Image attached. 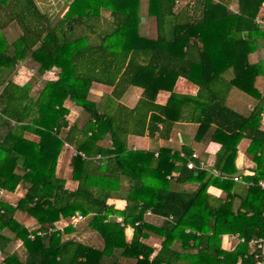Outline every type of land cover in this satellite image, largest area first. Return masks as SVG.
Instances as JSON below:
<instances>
[{
	"label": "trees",
	"instance_id": "trees-1",
	"mask_svg": "<svg viewBox=\"0 0 264 264\" xmlns=\"http://www.w3.org/2000/svg\"><path fill=\"white\" fill-rule=\"evenodd\" d=\"M61 1L65 13L52 18L36 0H0V189L26 191L16 204L0 199L3 261L257 264L249 243L264 239V90L256 86L264 62L251 64L249 55L264 43V0H146L145 9L142 0ZM142 18L155 19V36L142 33ZM12 25L15 38L5 32ZM27 61L38 69L18 84L14 77ZM54 68L57 77L45 81ZM179 78L196 85V95L176 92ZM95 85L111 91L97 100ZM131 87L142 89L132 108L122 102ZM233 89L253 99L248 115L228 106ZM161 92L169 93L165 105L157 103ZM67 102L85 113L83 123L69 122ZM203 114L195 140L218 146L210 167L185 146L129 145L131 136L167 141L177 123ZM241 139L249 140L246 154L257 165L242 176L243 196L231 177ZM65 145L75 151L74 187L58 175ZM212 186L226 197L209 193ZM111 199L126 201L125 208ZM149 211L158 222L147 219ZM19 212L36 229L19 222ZM76 214L90 218L85 227L96 240H79L78 226L57 227ZM226 235L244 242L225 249ZM17 243L24 254L13 250Z\"/></svg>",
	"mask_w": 264,
	"mask_h": 264
},
{
	"label": "crops",
	"instance_id": "crops-1",
	"mask_svg": "<svg viewBox=\"0 0 264 264\" xmlns=\"http://www.w3.org/2000/svg\"><path fill=\"white\" fill-rule=\"evenodd\" d=\"M65 11H66V9L61 13V15H60L61 17L65 13ZM263 15H264V5H263V9H262V13L260 15V18H258V21L261 22L260 24H264V21L262 19ZM249 62L251 64L264 62V43H262V45H260L255 52H253L249 55ZM57 73H58V69H56V68H54L53 70L48 72V74H50V75H52V74L56 75ZM256 86L260 90H264V77L258 78ZM100 87H104V86L95 85L94 89L100 90ZM175 91L178 93H181V94L196 95V93L198 91V87L196 85H194L193 83L189 82L188 80L184 79V78H179L177 83H176V86H175ZM141 95H142V89L136 88V87H131L128 89V91L123 96L122 102L126 106L132 108L136 105V103L140 99ZM168 98H169V93L161 92L157 97V103H159L161 105H165L168 101ZM130 99H132V100L129 101ZM126 101L128 102V104L126 103ZM227 104L230 108H232L237 113H241L243 115H248L250 110H251V107L254 105V101L249 96H246L243 93L237 91L236 89H233L231 91L229 97H228ZM197 117L195 118V121L193 123H177L173 129V132H172L170 139L167 141L159 140L158 143L156 144V143H153L152 140L148 136H145V137L131 136L129 138V145L133 149L135 148V149H142V150H150L151 148H156L159 146V147L171 148L174 151L183 152V147L185 146V147L190 148L189 144L192 143L195 146L190 148V149L192 150V152L194 154L197 155L196 159L201 162V167L202 168L210 167L214 163L215 153L217 151L218 146L215 144H212V143L205 142V141L204 142H196L195 138L192 139L194 128H195V130H197L198 126L203 122H207V119H208L205 114L201 115L199 118H197ZM261 128L264 130V116L262 117ZM249 143L250 142L248 139H241L239 141V143H238V156H237V159L235 162L236 168L238 169V172H241V175L239 177L240 178L239 181L234 180L235 191L237 193H239L241 196H243V194L245 193L244 190L246 187V183L243 181L242 176H252L254 174V171L257 168L256 163L254 161H252V159H250L246 154V150L249 146ZM133 144L139 145V146L137 147ZM195 187H196L195 185H188L186 188L194 189ZM19 188L22 190H25L22 187H19ZM19 188L16 191H18ZM16 191L14 193H8L9 195L6 198L3 199V197H2L0 199L5 201V202L11 203V204H16L17 201L20 200L21 198H23L25 193H26V191H25L24 195H22V194L18 195L16 203L11 202L10 199L13 198L12 196H14ZM208 191L212 195H214L216 197H220V198H225L227 195L221 189L213 187V186L210 187L208 189ZM109 204L115 205V207L117 209L122 210L126 206V201L120 200V199H111V200H109ZM20 216H21V218H19ZM151 217L152 216H149L147 219H151L154 222L155 221L158 222L157 218H151ZM16 218L19 222L23 223L30 230H34L37 227L35 221L32 218H28L27 216H25V214H23L21 212L17 213ZM62 221H64V220H62ZM57 226H58V223H57ZM86 226H87V224H86ZM64 227H65V225H64ZM78 228H79V226L77 227V229ZM86 232H88V234H86ZM81 233L84 235L86 234L85 236H87V238H85V236H83L82 238L79 237L78 235H82ZM126 234H127V237L130 238L132 236V229L128 228L126 231ZM75 235L77 236V238L79 237L78 239L83 241L84 243L89 242V238L94 236V234L91 231L87 230L86 227L83 228L82 232H79V230H77V232L74 234V236ZM151 241L154 242V247L158 250L160 248L159 241H157L155 239H151ZM236 243L237 242H236L235 236L226 235L223 237V247L225 249H231V248L235 247ZM16 249L19 250V252L21 254H24V250H23L22 245L20 243H17L14 245L13 250H16ZM1 261H3V257L0 253V262Z\"/></svg>",
	"mask_w": 264,
	"mask_h": 264
},
{
	"label": "rangeland",
	"instance_id": "rangeland-1",
	"mask_svg": "<svg viewBox=\"0 0 264 264\" xmlns=\"http://www.w3.org/2000/svg\"><path fill=\"white\" fill-rule=\"evenodd\" d=\"M36 1H37V4H38L39 8L42 11H44V12L48 11L49 14L52 15L51 16L52 18H55L56 15L59 12L61 13L62 10L65 8V4H63L61 0H36ZM142 2H143L142 8L145 9L146 8V0H142ZM143 11H145V10H143ZM103 15L108 17L109 16V12H104ZM141 22L144 23V25H143L144 28H143L142 33L146 34L147 36H155V33H156L155 19L148 18L147 20H145V18H142ZM5 32H6V35L9 38H15L17 36V34H18V27L16 25H12ZM37 69H38V66H37L36 63H32L31 61H27L26 63H24L19 68L18 73L14 77L15 82H17L18 84H24L33 73H36ZM56 77H57V74L56 75H54V74L50 75V74L47 73V74H45L43 79L45 81H50V80H54ZM100 90H95L94 89V92H93L94 93V98H96L97 100L100 99L102 94L109 93L111 91V89L106 87V86L100 87ZM131 100L132 99H130L129 101H131ZM126 103L128 104L127 101H126ZM66 106L70 110V113H69V115L67 117L70 123H74V122L83 123L84 122L85 113L82 112V110L79 107H77L72 102H67ZM195 135H197V130H195V128H194L192 139L195 138ZM27 137L31 138V139L38 140V137L35 136L34 134H31V133H28ZM133 145H135V144H133ZM135 146L138 147L139 145H135ZM194 146L195 145L192 144V143L189 144L190 148H192ZM74 153H75V151H74L73 147L65 145L64 151H63V153L61 154V156L59 158L58 166H57L58 175L68 179V184H69L70 187H74L76 185L75 182L71 181L72 167L70 165V161H71V158L74 155ZM24 193H25V190H22V189L19 188V190L16 191V193L14 194V196H12L13 198L10 199V201L16 203L18 195H20V194L24 195ZM8 195L9 194L7 192H4L2 194V196H1V198L3 197V199H4ZM19 218H21V216ZM89 219H90L89 217H84V219L80 223H78L79 232H82L83 228L86 226V224L88 223ZM64 225L66 226V221L65 220L58 223V226L60 228H64ZM86 234H88V232H86ZM85 235L82 234V235H78V236L82 238ZM85 238H87V236H85ZM89 240L93 242L94 240H96V238L90 237ZM236 242H237V240H236ZM95 243H97V242H95Z\"/></svg>",
	"mask_w": 264,
	"mask_h": 264
},
{
	"label": "built area",
	"instance_id": "built-area-1",
	"mask_svg": "<svg viewBox=\"0 0 264 264\" xmlns=\"http://www.w3.org/2000/svg\"><path fill=\"white\" fill-rule=\"evenodd\" d=\"M258 23H261L260 21H258ZM197 155L193 154V158H196ZM187 167L189 169H194L195 165L193 164V162H189L187 164ZM170 178V177H169ZM239 177L234 178L235 181H239ZM263 187H264V183H260ZM4 190L0 189V198L2 196V194L4 193ZM146 216H152V213L149 211L146 213ZM84 219V217L80 214H76L75 216L70 217L68 220H66V226L67 225H72V226H78V223H80L82 220ZM119 222H121V218L117 219ZM59 229H63L60 228L59 226H57ZM37 236H43L42 232H37L36 234ZM33 238V237H32ZM235 239L239 242H244V239H240L238 236H235ZM250 248L252 249V251L255 253V258L258 260L257 264H264V239H254L251 240L249 243ZM0 264H7L4 261H1Z\"/></svg>",
	"mask_w": 264,
	"mask_h": 264
},
{
	"label": "water",
	"instance_id": "water-1",
	"mask_svg": "<svg viewBox=\"0 0 264 264\" xmlns=\"http://www.w3.org/2000/svg\"><path fill=\"white\" fill-rule=\"evenodd\" d=\"M240 175H241V172H237V173L233 174L231 177L236 178V177H240Z\"/></svg>",
	"mask_w": 264,
	"mask_h": 264
}]
</instances>
